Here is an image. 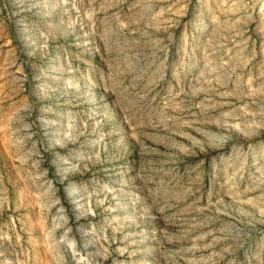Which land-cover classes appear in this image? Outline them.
<instances>
[{"label":"rangeland","instance_id":"374dc122","mask_svg":"<svg viewBox=\"0 0 264 264\" xmlns=\"http://www.w3.org/2000/svg\"><path fill=\"white\" fill-rule=\"evenodd\" d=\"M0 264H264V0H0Z\"/></svg>","mask_w":264,"mask_h":264}]
</instances>
